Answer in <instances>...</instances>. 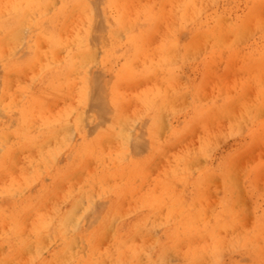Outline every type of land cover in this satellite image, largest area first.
<instances>
[{"label": "bare ground", "instance_id": "obj_1", "mask_svg": "<svg viewBox=\"0 0 264 264\" xmlns=\"http://www.w3.org/2000/svg\"><path fill=\"white\" fill-rule=\"evenodd\" d=\"M234 2L0 0V264H113L123 250L152 264L177 247L187 264H218L230 245L264 239L257 221L245 236L225 231L230 183L219 211L194 207L219 175L200 165L205 136L181 145L200 117L215 123L241 100L203 103L202 87L172 76L202 56L246 59L264 75V0H244L241 15ZM254 85L237 122L263 126L255 142L264 84ZM175 105L191 109L179 124Z\"/></svg>", "mask_w": 264, "mask_h": 264}, {"label": "rangeland", "instance_id": "obj_2", "mask_svg": "<svg viewBox=\"0 0 264 264\" xmlns=\"http://www.w3.org/2000/svg\"><path fill=\"white\" fill-rule=\"evenodd\" d=\"M233 4L232 15H241L245 9L244 0H235ZM243 43H247V47L248 44H251L252 47L255 46V42L251 41V37H249V40H244ZM257 45H259V42H257ZM223 57L220 61L219 59H210L203 56L194 59L190 58L189 61L185 62L183 69L174 70L172 76L182 80V82L189 80L195 83L196 86L202 87L201 95L203 99H200L203 103L209 99L211 94H213L215 99H219L224 95L228 100H241V103H237V107H231L226 113L224 112L215 123L204 121L205 119L199 116L202 123L198 124L194 133L192 131L189 134L190 136L185 137L181 145L183 150L189 151L197 147L196 145L204 136L206 137V141H204L207 146L206 160H200V165L201 167L211 165L212 168L217 169L215 173L219 176H216L213 186L209 184L206 187L208 193L203 197V200L200 199L199 195L197 198L198 203H195L194 207L199 208L201 206L207 214L219 211L222 206L223 195L228 194L227 187L224 184L230 183L233 195H237L232 200H228L234 219L233 222L226 220L225 231L245 236L242 232H250L256 221L258 225L260 223L257 228L260 232H264V169H257V164L264 161V139L254 142L255 139L253 138V133L255 131L261 133L263 126L253 125V123L251 124L247 121L237 122V120L241 119L242 112H239L241 109L245 107L252 109V107L247 105L258 100L257 90L253 86H255L254 83L262 86L264 84V75L259 76L253 73L255 71L251 66L252 62H249V60ZM144 85L147 86L148 83ZM132 89L135 93L139 90L136 87ZM190 111V108H186V111H184L182 107L175 105L172 109L174 115L169 121L172 124H179L185 113L187 117H190ZM182 112L184 113L182 114ZM238 113L240 117L237 118ZM260 113L261 119H264V108H261ZM172 157L171 154L168 156L170 162ZM220 161L228 165H225L226 167H217ZM219 168L222 173H219ZM161 169L162 167L157 169L154 166L152 169L151 167L148 169V184L151 185L155 177H160ZM174 189L179 193L181 186L176 185ZM200 192H203V190ZM170 193L172 195V191ZM162 195H164L163 191ZM215 230L221 232V227L218 226ZM159 232V229L157 230V227H155L153 232L150 231L146 239H142V243L149 245L154 237H158ZM258 250L264 251V239H253L252 242L246 241V243L243 242L240 245L232 244L221 254L218 264H260L259 258L254 254ZM167 252L164 253V258L159 261L153 259L152 264H159V262H163V264H178L179 260L183 264H187L182 259L186 254L183 248L177 247L169 249ZM136 254V250H123L118 253L117 259H110V261H113V264H144L135 261L134 256Z\"/></svg>", "mask_w": 264, "mask_h": 264}]
</instances>
